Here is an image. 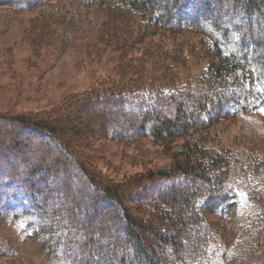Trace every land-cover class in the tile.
I'll return each mask as SVG.
<instances>
[{
	"label": "trees",
	"instance_id": "obj_1",
	"mask_svg": "<svg viewBox=\"0 0 264 264\" xmlns=\"http://www.w3.org/2000/svg\"><path fill=\"white\" fill-rule=\"evenodd\" d=\"M52 1L57 0H0V5L28 11ZM62 1L113 4L110 15L124 40L165 29L197 33L207 45L201 53L209 59L204 75L189 83L118 86L73 100L79 106L81 97L111 101L110 109L119 105L115 115H124L126 122H111L97 132L114 142L149 139L170 153L172 163L148 171L138 186L98 178L73 151L72 134L78 131L67 129L77 109L72 103L63 110L62 123L52 116L7 119L12 124L2 133L15 136H5L8 144L0 146V221L13 238L42 244L54 257L52 264H264V153L207 146V130L218 121L264 116V0ZM182 96L189 101L177 100ZM160 98L170 103L161 106ZM125 126L131 131H122ZM39 140H45L41 150L35 147ZM27 152L33 154L30 162L20 157ZM196 181L201 185L192 191ZM179 182L185 190L173 188ZM154 188L161 191L151 197ZM137 207L147 216L134 214ZM205 212L241 217L242 234L226 245ZM192 224L198 227L184 243ZM16 255L0 232V256Z\"/></svg>",
	"mask_w": 264,
	"mask_h": 264
},
{
	"label": "rangeland",
	"instance_id": "obj_2",
	"mask_svg": "<svg viewBox=\"0 0 264 264\" xmlns=\"http://www.w3.org/2000/svg\"><path fill=\"white\" fill-rule=\"evenodd\" d=\"M112 7L111 3L72 6L62 0L28 11L0 5V144H4L0 146H7L5 136H15L14 131L2 133L3 126L12 124L7 120L12 116L47 119L52 116L62 123L63 110L81 95L107 92L118 86L159 87L173 84L175 80L189 83L204 75L209 58L201 53L202 47L207 46L201 35L188 30L165 29L124 40V34L115 28V16L110 15ZM194 49L198 51L194 53ZM177 100L189 101L185 96ZM79 101L82 106L71 105L77 109L69 116L71 125L67 129H77L78 132L72 134L73 151L98 178L122 186L135 182L138 186L145 182L142 178L148 171L163 170L172 163L170 153L149 139L114 142L96 131L110 127L111 122L117 125L126 122L124 115H115L121 110L119 105L110 109L112 102L101 98L87 101L81 97ZM165 101L170 103L167 98H160L158 103L162 106ZM163 112L167 114L165 109ZM89 125L95 131L88 130ZM122 131L131 130L125 126ZM207 131L210 140L207 146L217 149L230 146L235 153L239 149L264 153V116L250 113L225 118ZM41 142L45 140H39L35 146L39 145L40 150ZM32 156L27 152L20 157L28 162ZM200 185V181H196L190 188L194 191ZM185 187L183 182L173 185L181 190ZM160 191L154 188L148 194L153 197ZM132 212L147 216L142 207ZM204 214L226 245L237 234H242L241 226L237 229L241 217L233 215L222 219L212 212ZM178 216L173 213L176 219ZM162 227H165L163 223ZM197 227L187 226L184 243L191 241L193 237L189 234H194ZM0 232L17 251L11 258L0 256V264L54 263V257L42 244L33 240L16 241L4 221H0ZM144 238H151L150 229L144 232ZM243 238L241 235L240 239ZM157 251L162 253L161 248Z\"/></svg>",
	"mask_w": 264,
	"mask_h": 264
},
{
	"label": "snow or ice",
	"instance_id": "obj_3",
	"mask_svg": "<svg viewBox=\"0 0 264 264\" xmlns=\"http://www.w3.org/2000/svg\"><path fill=\"white\" fill-rule=\"evenodd\" d=\"M262 111H264V109H262Z\"/></svg>",
	"mask_w": 264,
	"mask_h": 264
}]
</instances>
